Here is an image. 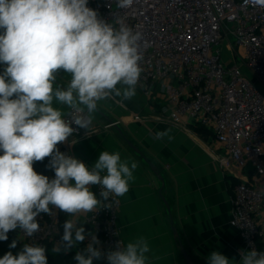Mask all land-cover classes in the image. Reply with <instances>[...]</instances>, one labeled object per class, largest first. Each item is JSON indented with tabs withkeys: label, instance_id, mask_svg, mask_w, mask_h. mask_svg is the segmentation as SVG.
I'll return each instance as SVG.
<instances>
[{
	"label": "clouds",
	"instance_id": "clouds-1",
	"mask_svg": "<svg viewBox=\"0 0 264 264\" xmlns=\"http://www.w3.org/2000/svg\"><path fill=\"white\" fill-rule=\"evenodd\" d=\"M120 8H131L135 0H117ZM264 7V0H254ZM89 0H0V241L21 230L26 237L40 231L37 217L53 216L50 206L75 217L101 206L99 196L123 197L134 180L135 162L121 159L119 152L103 151L89 167L70 154L60 152L61 143L79 128L89 132L91 114L98 102L112 97L130 101L143 71V35L123 21L116 27L88 6ZM60 70L70 75L66 87L57 84ZM119 85V86H118ZM75 115L66 119L60 107ZM86 110V112H85ZM68 115H71L69 113ZM171 130L158 131L155 139H172ZM73 140L71 144L77 141ZM49 159L55 177L39 174L34 162ZM103 207L110 208V204ZM85 228L75 219L63 224L61 242L53 252L67 253L86 239ZM92 235L74 256L76 264H93L104 256ZM10 248L17 247L13 240ZM46 248L24 244L11 251L0 264H48ZM148 241L138 237L106 254L108 264H148ZM239 264H264V251H241ZM207 264H236L218 251Z\"/></svg>",
	"mask_w": 264,
	"mask_h": 264
},
{
	"label": "built area",
	"instance_id": "built-area-1",
	"mask_svg": "<svg viewBox=\"0 0 264 264\" xmlns=\"http://www.w3.org/2000/svg\"><path fill=\"white\" fill-rule=\"evenodd\" d=\"M88 6L116 27L123 21L142 33L143 71L138 84L147 93L157 88L168 103V118L211 131L214 146L222 152L217 155L222 167L251 168L258 177V182L240 180L233 186L230 225L249 251H264L259 244L264 228L258 220L264 209V92L242 67L248 66L264 85V7L254 0H135L131 8H120L117 0H89ZM224 40L236 48L231 63L222 58ZM4 67L0 64V73ZM73 115L68 108L65 118ZM71 126L73 134L82 132L74 123ZM70 137L69 143L57 147L77 158ZM207 147L216 150L211 144ZM94 189L101 206L86 218V233L91 235H86L84 243L86 247L95 235L104 256L93 264H108L107 252L124 243L119 225L122 202L111 195L103 201L100 187ZM50 208L54 215L37 217L40 231L33 237L17 229L24 244L46 248L49 242L54 246L61 242L63 212Z\"/></svg>",
	"mask_w": 264,
	"mask_h": 264
},
{
	"label": "crops",
	"instance_id": "crops-1",
	"mask_svg": "<svg viewBox=\"0 0 264 264\" xmlns=\"http://www.w3.org/2000/svg\"><path fill=\"white\" fill-rule=\"evenodd\" d=\"M69 80V74L58 72L57 84L66 87ZM54 106L65 114L68 111L66 106ZM168 114V103L157 88L147 93L137 84L136 95L130 101L112 97L98 102L90 117L89 132L82 129L70 137L73 143L77 141L72 144L73 150L85 164L94 165L99 154L108 151L119 152L129 167L132 162L138 165L129 191L119 197V225L125 245L141 236L148 241V264H187L173 233V221L196 264H207L213 251L239 264L241 251L249 249L230 225L233 186L240 180L258 182V177L251 168L239 171L231 165L222 167L217 157L222 152L214 146L211 131L190 121L175 122ZM118 119L119 125H110ZM166 129L171 130V140L155 139L156 132ZM209 144L216 150L209 149ZM48 177L54 178L51 172ZM92 190L95 192L94 186ZM89 214L71 217L63 212L62 233L67 219L77 220L87 232ZM258 220L264 228V209ZM12 231L21 241L18 231ZM259 244L264 248V234Z\"/></svg>",
	"mask_w": 264,
	"mask_h": 264
},
{
	"label": "trees",
	"instance_id": "trees-1",
	"mask_svg": "<svg viewBox=\"0 0 264 264\" xmlns=\"http://www.w3.org/2000/svg\"><path fill=\"white\" fill-rule=\"evenodd\" d=\"M202 127V126H200ZM202 129H205L204 127ZM49 159L50 158H45L44 161L42 162H34V170L39 173V174H43L48 176L49 173H52V176L55 177V173L52 169H50L49 167H47V165L49 164ZM8 240L7 241H0V258L3 257V255H5L7 252L11 251L13 253V255H16L17 253H19L22 249V245H21V241L19 240L18 235L13 232L10 231L8 234ZM63 235V233H62ZM13 240L17 241V247L16 248H10L9 245L11 244V242ZM54 248V245L52 242H49V244H47L46 249H47V262L48 264H76V261L74 260V256L76 254L77 250H83L85 248V243L84 241L82 243H79L75 249H71L70 251H68L67 253H55L52 251V249Z\"/></svg>",
	"mask_w": 264,
	"mask_h": 264
},
{
	"label": "rangeland",
	"instance_id": "rangeland-1",
	"mask_svg": "<svg viewBox=\"0 0 264 264\" xmlns=\"http://www.w3.org/2000/svg\"><path fill=\"white\" fill-rule=\"evenodd\" d=\"M226 41H222L221 47H222V58L227 62H232V57L236 55V48L233 45H230L229 43H225ZM230 45V46H229ZM240 61V60H239ZM244 73L246 76L250 79H253L254 83L260 88L262 92H264V85L263 83L256 77H253L254 74L252 70L248 67L242 64ZM124 240V239H123ZM125 243V241H124Z\"/></svg>",
	"mask_w": 264,
	"mask_h": 264
},
{
	"label": "water",
	"instance_id": "water-1",
	"mask_svg": "<svg viewBox=\"0 0 264 264\" xmlns=\"http://www.w3.org/2000/svg\"><path fill=\"white\" fill-rule=\"evenodd\" d=\"M151 165L153 166V164L151 163ZM166 204L168 205V202L165 200ZM172 229H173V233L175 235V237L178 239L179 241V245L181 246V251L183 252L185 259L187 261V264H196L195 261L193 260V258L191 257V255L187 252L184 244L182 243L180 237H179V233L174 225V221L172 222Z\"/></svg>",
	"mask_w": 264,
	"mask_h": 264
}]
</instances>
